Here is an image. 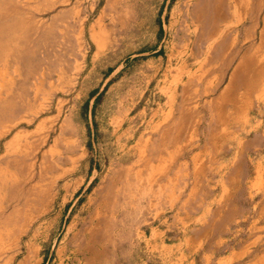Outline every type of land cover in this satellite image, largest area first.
Here are the masks:
<instances>
[{"label":"rangeland","instance_id":"rangeland-1","mask_svg":"<svg viewBox=\"0 0 264 264\" xmlns=\"http://www.w3.org/2000/svg\"><path fill=\"white\" fill-rule=\"evenodd\" d=\"M246 1L0 0V264H78L69 239L84 219L59 213L81 190L62 199L61 165H179L165 159L175 117L196 128L192 150L207 143L208 83L264 73V27L245 32L264 0L261 11ZM183 88L200 90L181 99ZM163 108L168 124L149 131ZM235 137L210 147L209 165L229 164L232 185L195 264H264V176L251 188L264 98Z\"/></svg>","mask_w":264,"mask_h":264},{"label":"crops","instance_id":"crops-1","mask_svg":"<svg viewBox=\"0 0 264 264\" xmlns=\"http://www.w3.org/2000/svg\"><path fill=\"white\" fill-rule=\"evenodd\" d=\"M246 3L245 9L261 11L263 8L262 2L256 0ZM261 24L264 27V18L254 17L245 32L255 39L256 29ZM258 51L260 60V49ZM249 54L243 56L241 63H247L252 56ZM239 76L237 68L224 85L208 83L204 88L211 94L205 101L211 116L208 141L204 146L200 144L198 150L191 149L198 144H194L196 128L187 130L184 122L178 124L177 117L174 118L175 133L165 159L180 161L179 165L60 166L64 176L62 199L70 201L73 194L81 190L66 211L59 213L84 219L83 227L73 234L79 241L69 239L80 255L78 264H195L194 254L205 248L208 238L203 233L214 224L213 209L227 199L232 185L229 164L209 165L210 147L215 150L219 142L228 143L238 132H245L255 102L264 98L261 68L248 76L249 79L246 76L247 81L242 83L237 82ZM199 90L192 88V93L186 94L183 88L181 99L186 95L194 97ZM172 95L177 98V91ZM181 108L186 109L183 102ZM128 114L129 110L121 111V117L116 118L124 123ZM168 122L169 109L163 108L156 121L150 120L149 131L157 128L161 134L160 129ZM185 153L189 156H184ZM215 168L226 172L215 178ZM254 172L251 188L256 194L264 176L261 161L254 166ZM78 200L80 203L73 210Z\"/></svg>","mask_w":264,"mask_h":264}]
</instances>
